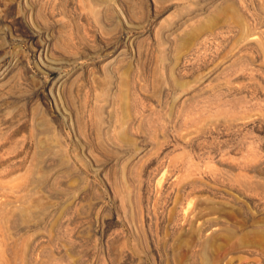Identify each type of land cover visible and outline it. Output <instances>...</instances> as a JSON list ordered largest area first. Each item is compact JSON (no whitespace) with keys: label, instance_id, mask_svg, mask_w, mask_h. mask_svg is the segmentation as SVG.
<instances>
[{"label":"rangeland","instance_id":"1","mask_svg":"<svg viewBox=\"0 0 264 264\" xmlns=\"http://www.w3.org/2000/svg\"><path fill=\"white\" fill-rule=\"evenodd\" d=\"M102 2L0 0V264H264V0Z\"/></svg>","mask_w":264,"mask_h":264},{"label":"bare ground","instance_id":"2","mask_svg":"<svg viewBox=\"0 0 264 264\" xmlns=\"http://www.w3.org/2000/svg\"><path fill=\"white\" fill-rule=\"evenodd\" d=\"M90 1V4H91V6H90V4H89V6H90V9H91V11H96L95 9H94V7L95 6H99L100 4H101V2L103 1V0H89ZM108 1V0H107ZM152 1V4H153V11H203V10H208L210 7H212L217 1H219V0H151ZM103 3V2H102ZM104 4V3H103ZM109 4V3H108ZM111 5V4H110ZM105 6V5H104ZM102 7V6H101ZM109 8V7H108ZM111 8V7H110ZM101 9V8H100ZM113 9V8H112ZM173 9V10H172ZM107 10V9H106ZM109 10V9H108ZM111 10V9H110ZM196 17V15H190L189 17H187L186 19L184 18V17H182V18H184V19H181V20H179L177 23H172V24H174V25H172L171 24V26L169 27V32L171 33V34H173L175 31H179L185 24H187L189 21H191V20H194V18ZM209 21V20H208ZM208 24V23H207ZM207 26V25H206ZM229 26L230 25H228V24H226L225 26H221V27H218V26H208V28H205L204 26H202V25H200V26H195V27H193V29H192V31H190L188 34H184V35H182V36H180V37H178L176 40H177V42L179 41V43H181V44H183L184 42H186L187 41V38L189 39V41L192 39V40H194V47L195 48H192V50L191 51H194L193 53H196V51H197V49H196V46L198 47L199 45H201V48H202V45L207 41V39H213V38H217V36L218 35H220V32H222V30L224 29H228L229 28ZM32 34V33H31ZM28 35H30V34H28ZM43 35V34H42ZM46 37V36H45ZM37 41H38V39H36ZM215 40V39H214ZM36 41V42H37ZM189 41H187V42H189ZM211 41V40H210ZM217 41V40H216ZM35 42V43H36ZM41 43V42H40ZM48 43V42H47ZM46 43V44H47ZM39 44V43H38ZM45 44V43H44ZM35 45V44H34ZM47 45H49V44H47ZM47 45L42 49V51H41V49H40V51L41 52H43L44 53V58H46L45 59V68H48V70H53L54 69V67L53 66H55L56 64L55 63H57V62H54V63H52V61H54V60H51V58H49V56L46 54L47 53ZM262 45H264L263 43H262ZM51 46V45H50ZM205 46V45H204ZM215 46V45H214ZM259 46V45H258ZM247 47V46H246ZM257 47V46H256ZM50 48V47H49ZM200 48V49H201ZM199 49V50H200ZM234 49V48H233ZM258 49V48H257ZM50 50H52V49H50ZM50 50H48V52H50ZM198 50V51H199ZM211 50V49H210ZM256 50V49H255ZM260 50L262 51V52H264V46H260ZM35 51H37V49L35 50ZM38 52V51H37ZM203 52V51H202ZM40 53V52H39ZM42 53V54H43ZM202 54V53H201ZM190 55V54H189ZM246 56V55H245ZM256 56V55H255ZM40 57V56H39ZM204 57V56H203ZM210 57V56H209ZM260 57H261V55H260ZM38 59H40V58H38ZM49 60V61H48ZM181 60V59H180ZM40 61H42V60H40ZM185 61V60H184ZM209 61V60H208ZM181 62V61H180ZM198 62V61H197ZM212 62V61H211ZM47 63L49 64V65H51L52 67H50L49 65L47 66ZM200 63V62H199ZM182 64H184V63H182ZM197 67V66H196ZM108 68V67H107ZM187 68V67H186ZM200 68V67H199ZM106 69V68H105ZM185 70V67H184V65H181L180 66V64L178 65V68H177V73L179 74L180 72H181V70ZM195 69V68H194ZM217 70V69H216ZM222 70H223V68H222ZM188 72H189V70H188ZM193 74V73H192ZM3 75V74H2ZM207 75H209L206 79L208 80L209 78H211V76L213 75L212 74V72L211 73H209V74H207ZM5 76V75H4ZM212 79V78H211ZM6 80V79H5ZM204 80V79H203ZM213 80V79H212ZM206 81V80H205ZM204 82V81H203ZM202 83V82H201ZM181 85V84H180ZM181 86H183V85H181ZM203 86V85H202ZM201 86V87H202ZM184 87V86H183ZM226 87V86H225ZM197 88V87H196ZM236 88V87H235ZM234 88V89H235ZM237 89H238V87H237ZM113 90V89H112ZM240 90V89H239ZM244 90V89H243ZM187 91V90H186ZM235 91V90H234ZM111 92V91H110ZM112 93V92H111ZM228 96V95H227ZM244 114V113H243ZM241 120H244V119H241ZM218 122V121H217ZM210 123V122H209ZM240 125L241 124H243V122L241 123H239ZM245 124V123H244ZM233 126V125H232ZM237 126V125H236ZM235 126V127H236ZM224 127V126H223ZM228 128V127H227ZM231 128V127H230ZM213 130V129H212ZM197 131V130H196ZM195 131V132H196ZM190 132V131H189ZM191 133V132H190ZM200 133H201V131H200ZM192 134V133H191ZM200 136V135H199ZM180 137V136H179ZM183 137V136H182ZM186 137V136H185ZM199 139V138H198ZM171 147V146H170ZM169 147V148H170ZM34 155V154H33ZM0 161H1V159H0ZM10 162V161H9ZM1 163V162H0ZM8 164V163H7ZM1 165V164H0ZM4 166H5V164H4ZM9 167V166H8ZM167 167V166H166ZM1 168V167H0ZM2 168H3V166H2ZM7 169V168H6ZM21 169V168H20ZM16 171H17V168H16ZM18 171H19V169H18ZM28 171V170H27ZM189 171V170H188ZM191 171V170H190ZM13 172V171H12ZM7 173H8V171H7ZM10 173V172H9ZM12 174V173H11ZM201 174V173H200ZM9 175V174H8ZM203 175V174H202ZM201 177V176H200ZM207 181V180H206ZM38 183V182H37ZM36 183V184H37ZM197 183V182H196ZM1 186V185H0ZM196 186V185H195ZM201 186V185H200ZM39 187V186H38ZM7 189V188H6ZM11 189V188H10ZM38 189V188H37ZM2 191V190H1ZM34 191V190H33ZM177 191V190H176ZM147 192V191H146ZM3 193V192H2ZM45 193V192H44ZM22 194V193H21ZM15 195V194H14ZM3 196H5V195H3ZM23 196V195H22ZM23 198V197H22ZM30 198H31V196L30 197H26V198H24L23 200H19L20 201V203L22 202V206H19V207H17L16 208V212H17V214H18V217H19V220L23 223V222H27V221H29L30 219H32L33 217H34V214L31 212V210H30V208L28 207V203H29V201H30ZM0 200H1V198H0ZM9 200V199H8ZM14 201V200H13ZM5 202H7L6 200H5ZM19 203V202H18ZM9 204H12V203H8V205ZM0 205H1V203H0ZM5 205V204H4ZM6 209V208H5ZM5 209H4V207L3 206H1L0 207V216L1 217H3L4 218V220L6 221V220H11V218H12V216H14V210H11L10 212H6L5 211ZM40 213V212H39ZM149 214V213H148ZM158 215V214H157ZM177 217V216H176ZM181 217V216H180ZM179 217V218H180ZM35 218V217H34ZM184 218V217H183ZM164 219V218H163ZM181 220V219H180ZM178 221V219L177 218H174L173 220H172V222L173 223H175V225H176V222ZM31 222V221H30ZM181 222V221H180ZM201 222V221H200ZM8 223V222H7ZM178 223V222H177ZM2 224V223H1ZM35 224V223H34ZM33 224V225H34ZM148 225V224H147ZM172 225V224H171ZM174 225V226H175ZM178 225V224H177ZM155 226V225H154ZM172 228H174L173 226H172ZM176 228H177V226H176ZM12 229V228H11ZM23 230V229H22ZM176 230V229H175ZM2 231V230H1ZM15 232V231H14ZM26 233V232H25ZM21 238V237H20ZM1 263H2V261H1Z\"/></svg>","mask_w":264,"mask_h":264}]
</instances>
